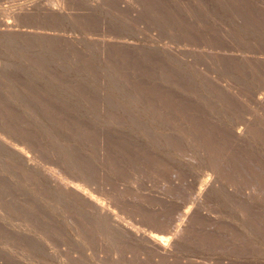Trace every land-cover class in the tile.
<instances>
[{"label": "rangeland", "instance_id": "374dc122", "mask_svg": "<svg viewBox=\"0 0 264 264\" xmlns=\"http://www.w3.org/2000/svg\"><path fill=\"white\" fill-rule=\"evenodd\" d=\"M0 264H264V0H0Z\"/></svg>", "mask_w": 264, "mask_h": 264}, {"label": "bare ground", "instance_id": "6f19581e", "mask_svg": "<svg viewBox=\"0 0 264 264\" xmlns=\"http://www.w3.org/2000/svg\"><path fill=\"white\" fill-rule=\"evenodd\" d=\"M257 1V0H256ZM260 2V1H259ZM262 3H263V1H262ZM60 12V11H59ZM58 13V12H57ZM5 21V20H4ZM7 22V21H6ZM4 23V22H3ZM9 23V22H8ZM7 24V23H6ZM13 24V23H12ZM3 25V24H2ZM10 25V24H9ZM8 25V26H9ZM16 26V25H15ZM6 27H7V25H6ZM7 28H10V27H7ZM262 102V101H261ZM17 153H18V155L19 156H21V157H25L26 158V156L24 155V153H22V151H20L19 152V150L17 151ZM28 158V157H27ZM71 184H73V183H71ZM75 185V184H74ZM211 185V184H210ZM71 186V185H70ZM76 186V185H75ZM78 186V185H77ZM80 186V185H79ZM74 186L72 185V188H71V191L73 192V194L76 196V195H78L79 197H81L82 199H83V201H85L86 203V205H88L89 206V209H93V212H94V214L97 216V217H99L100 219H105V221H107V223H109L108 225H110V227L111 228H113V229H115V230H117L118 232H120V233H123V234H125L126 236H128V237H131V238H133V239H135V240H137V242L138 241H143V242H146L147 243V245L149 246L148 248H152V249H154V250H156V252H159V254H161V256L163 255V256H169V251L168 252H166L165 251V249L166 248H168V247H166V245L165 244H167V243H165V244H163L161 241H160V239L158 238L159 237V235H158V237L157 236H155V235H152V234H147V233H144V232H140V231H136V230H134L133 228H130L128 225H126L124 222H123V220H121V218L118 216V215H116V214H114L113 213V211H111L110 210V208H108V206L106 207V205H104L103 203L101 204V201H99V202H97L96 200H94V199H96V198H94L93 199V195H91V193H90V195L84 190V192H86V193H82V191H83V189L82 188H84V187H82V188H80V190L82 189V191L80 192L79 190H77V188L76 189H74L73 188ZM207 187V186H206ZM211 187V186H210ZM209 188V187H208ZM70 189V188H69ZM79 189V188H78ZM209 190V189H208ZM71 192V193H72ZM205 192V191H204ZM204 194V193H203ZM72 195V194H71ZM77 196V197H78ZM200 196V195H199ZM199 198V197H198ZM201 199V198H200ZM190 214V213H189ZM94 215V216H95ZM186 215V214H185ZM187 217V216H186ZM178 229H179V227H178ZM175 230H177L176 228H175ZM178 231V230H177ZM176 231V232H177ZM181 231V230H180ZM179 231V232H180ZM178 233V232H177ZM177 235H179V234H177ZM161 236V235H160ZM177 238V237H176ZM177 241V240H176ZM139 243H141V242H139ZM172 243V242H171ZM172 245H174V244H172ZM169 249H170V247H169ZM167 250V249H166ZM171 252V251H170ZM170 255H171V253H170Z\"/></svg>", "mask_w": 264, "mask_h": 264}]
</instances>
